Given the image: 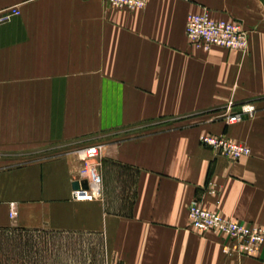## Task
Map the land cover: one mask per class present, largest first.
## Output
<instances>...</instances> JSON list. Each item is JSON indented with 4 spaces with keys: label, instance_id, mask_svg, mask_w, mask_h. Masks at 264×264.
I'll return each instance as SVG.
<instances>
[{
    "label": "crops",
    "instance_id": "1",
    "mask_svg": "<svg viewBox=\"0 0 264 264\" xmlns=\"http://www.w3.org/2000/svg\"><path fill=\"white\" fill-rule=\"evenodd\" d=\"M9 8L21 14L0 25V232L97 237L110 264H264V244L240 255L188 218L201 199L264 227V0H150L133 11L102 0H0ZM205 10L242 23L248 49H192L187 20ZM230 102L257 112L228 125ZM13 126L37 127V149L25 154L52 155L10 161ZM202 135L251 155H218ZM73 144L100 148L98 200L72 199L82 166ZM44 250L57 252L22 248L21 264H44Z\"/></svg>",
    "mask_w": 264,
    "mask_h": 264
},
{
    "label": "built area",
    "instance_id": "2",
    "mask_svg": "<svg viewBox=\"0 0 264 264\" xmlns=\"http://www.w3.org/2000/svg\"><path fill=\"white\" fill-rule=\"evenodd\" d=\"M109 8L137 10L147 6L150 0H102ZM16 8L0 11V25L20 16ZM186 35L192 49L209 52L214 47L232 51H246L249 45L248 31L238 21L214 20L205 10L201 14H191L186 25ZM257 109L252 103H245L235 109L230 102L223 116L229 124H237L255 115ZM200 143L212 149L218 155L233 160H240L251 155L247 145L233 141L224 135H202ZM82 166L73 183L78 182L79 189H73L72 199L75 201H95L102 197V177L99 172L100 148L92 146L80 150ZM87 182V188L83 183ZM209 195H216L214 183L207 187ZM188 218L193 229L202 233L211 232L227 238L234 250L244 256H253L264 244V227L247 225L211 211L204 206L201 199H194L188 207ZM225 252H228L227 250Z\"/></svg>",
    "mask_w": 264,
    "mask_h": 264
},
{
    "label": "rangeland",
    "instance_id": "3",
    "mask_svg": "<svg viewBox=\"0 0 264 264\" xmlns=\"http://www.w3.org/2000/svg\"><path fill=\"white\" fill-rule=\"evenodd\" d=\"M249 36V33H248ZM11 130V140L8 143L13 153V163L26 160H40L49 158L52 154L35 153L25 154L26 151L37 149V137L35 134L37 127L13 126L5 127ZM4 127H0L1 130ZM33 130V135L26 137L28 132ZM22 135H25L22 136ZM6 142H0V149ZM73 153L78 154L85 147L71 145ZM65 148V147H64ZM1 151V150H0ZM82 160V156H79ZM101 240L92 236L63 235L51 233H22V232H0V264H21V259L26 254L21 253L22 248L44 247L54 249L55 255L46 253L44 264H110L106 255L102 252ZM47 251V250H46ZM54 257V260L52 259ZM53 260V261H52Z\"/></svg>",
    "mask_w": 264,
    "mask_h": 264
},
{
    "label": "water",
    "instance_id": "4",
    "mask_svg": "<svg viewBox=\"0 0 264 264\" xmlns=\"http://www.w3.org/2000/svg\"><path fill=\"white\" fill-rule=\"evenodd\" d=\"M72 187H73V189H79L80 185L78 182H75V183H73ZM83 187L87 188V182L83 183Z\"/></svg>",
    "mask_w": 264,
    "mask_h": 264
}]
</instances>
